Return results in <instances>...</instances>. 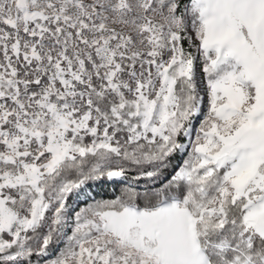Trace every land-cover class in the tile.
I'll return each instance as SVG.
<instances>
[{
  "label": "snow or ice",
  "instance_id": "obj_1",
  "mask_svg": "<svg viewBox=\"0 0 264 264\" xmlns=\"http://www.w3.org/2000/svg\"><path fill=\"white\" fill-rule=\"evenodd\" d=\"M0 264H264V0H0Z\"/></svg>",
  "mask_w": 264,
  "mask_h": 264
},
{
  "label": "trees",
  "instance_id": "obj_2",
  "mask_svg": "<svg viewBox=\"0 0 264 264\" xmlns=\"http://www.w3.org/2000/svg\"><path fill=\"white\" fill-rule=\"evenodd\" d=\"M108 189H110V191ZM108 189L106 190V192L104 193V195H108V194L111 193L112 189L111 188H108Z\"/></svg>",
  "mask_w": 264,
  "mask_h": 264
},
{
  "label": "rangeland",
  "instance_id": "obj_3",
  "mask_svg": "<svg viewBox=\"0 0 264 264\" xmlns=\"http://www.w3.org/2000/svg\"><path fill=\"white\" fill-rule=\"evenodd\" d=\"M109 188H110V187H109ZM107 189H108V188H107ZM107 189H105V190H104L103 194L106 192V190H107ZM108 190L110 191V189H108ZM97 191H100V190H99V189H97Z\"/></svg>",
  "mask_w": 264,
  "mask_h": 264
}]
</instances>
